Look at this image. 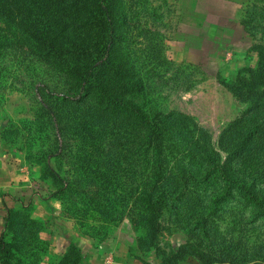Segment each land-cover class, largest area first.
Returning a JSON list of instances; mask_svg holds the SVG:
<instances>
[{"label":"rangeland","instance_id":"1","mask_svg":"<svg viewBox=\"0 0 264 264\" xmlns=\"http://www.w3.org/2000/svg\"><path fill=\"white\" fill-rule=\"evenodd\" d=\"M123 14L118 60L131 64L141 82L133 102L146 114L170 115L161 236L154 244L145 223L134 226L125 207L117 214V208L105 212L90 204L86 197L95 189L71 160L76 147L63 158H44L50 142L40 141L30 124L40 109L39 89L63 94L72 81L13 32L0 54V237L20 246L8 249L9 264H61L71 246L84 255L81 264H167L165 257L186 245L227 261L264 264V215L238 190L219 201L226 188L218 172L256 127L258 138L235 167L264 197V112L223 82L258 66L251 48L264 47V0H123ZM48 164L76 194H56L61 183ZM12 208L18 220L8 230Z\"/></svg>","mask_w":264,"mask_h":264},{"label":"trees","instance_id":"2","mask_svg":"<svg viewBox=\"0 0 264 264\" xmlns=\"http://www.w3.org/2000/svg\"><path fill=\"white\" fill-rule=\"evenodd\" d=\"M123 22V0H0V54L9 36L18 32L30 41L32 52L57 65L71 79L68 92L63 94L47 86L39 89L40 109L30 124L40 141L50 142L44 158H63L65 152L76 147L74 156L70 152L71 160L77 163L79 177L95 189L93 197H86L90 204L105 212L125 207L134 226L145 223L155 244L161 236L167 199L161 186L166 179L164 134L170 115L158 111L146 114L133 102L141 82L131 64L118 60L117 30ZM251 50L259 55L258 66L242 70L234 81L223 82L240 99L254 101L264 112V47L254 45ZM260 130L264 143V129ZM256 131L255 127L246 132L232 157L219 163L218 172L226 188L219 201L238 190L259 215H264V197L241 179L235 167L239 154H245L258 138ZM7 133L9 129L4 128V139ZM48 169L49 175L61 183L56 194L77 193L73 184L65 182L49 164ZM17 215L14 208L9 210L8 230L17 224ZM104 219L109 222V217ZM21 225L28 228L25 223ZM39 233L35 232L38 240ZM17 247L3 234L0 264H9L8 249ZM84 258L77 247L71 246L61 264H81ZM189 258L199 264H249L246 259L227 261L189 245L180 247L173 257H165L167 264Z\"/></svg>","mask_w":264,"mask_h":264}]
</instances>
